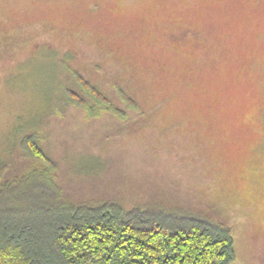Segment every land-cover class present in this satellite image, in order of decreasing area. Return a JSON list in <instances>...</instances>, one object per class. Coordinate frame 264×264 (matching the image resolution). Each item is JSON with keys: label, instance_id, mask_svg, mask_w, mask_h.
Here are the masks:
<instances>
[{"label": "rangeland", "instance_id": "1", "mask_svg": "<svg viewBox=\"0 0 264 264\" xmlns=\"http://www.w3.org/2000/svg\"><path fill=\"white\" fill-rule=\"evenodd\" d=\"M77 70L128 113L91 114ZM121 88L140 109L129 107ZM76 199L203 210L264 264V0H0V162Z\"/></svg>", "mask_w": 264, "mask_h": 264}, {"label": "trees", "instance_id": "2", "mask_svg": "<svg viewBox=\"0 0 264 264\" xmlns=\"http://www.w3.org/2000/svg\"><path fill=\"white\" fill-rule=\"evenodd\" d=\"M88 97L68 87L69 98L95 116L128 113L77 70ZM129 107L137 101L121 88ZM72 99V100H73ZM26 133L24 155L38 161L8 175L0 162V264H233L232 225L203 210L134 204L118 197L76 199L56 177L58 161Z\"/></svg>", "mask_w": 264, "mask_h": 264}]
</instances>
